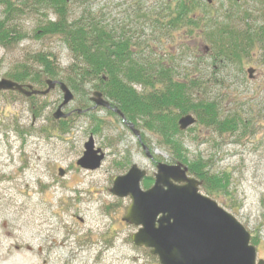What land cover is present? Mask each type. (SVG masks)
Here are the masks:
<instances>
[{"label":"rangeland","instance_id":"1","mask_svg":"<svg viewBox=\"0 0 264 264\" xmlns=\"http://www.w3.org/2000/svg\"><path fill=\"white\" fill-rule=\"evenodd\" d=\"M136 1L141 7L134 10ZM175 0H88L92 12H99L104 22L118 31L133 32L135 51L144 53L153 62L169 66L179 80L189 83L195 100H215L224 118L237 114L245 125L233 134H221L215 128L196 123L194 129L178 136L187 148L188 158H203L212 173L228 175L227 192L201 193L233 214L250 232L258 260L264 259V59L262 47L255 45L250 56L232 64L213 59L220 46L212 39L213 31L200 25L198 29H164L154 18L158 13L170 20ZM198 16L205 24L214 19L240 29L246 25L264 26V9L259 0H197ZM7 5L0 3V20ZM83 6L72 2V18L81 16ZM24 16L13 15L10 27L24 34L20 43H0V80L20 71L21 65L38 68L37 53L51 54L64 75L69 74L73 56L62 36H35L37 27L53 12L26 10ZM251 19L242 20L246 13ZM45 13L46 15L42 14ZM237 16L229 19L225 14ZM48 14V15H47ZM143 14V17H139ZM232 23V24H231ZM201 27V28H200ZM211 31L212 39L208 36ZM207 34V35H206ZM127 36H130L127 34ZM219 40V39H218ZM225 42V41H224ZM35 57V58H34ZM255 67L253 79L248 73ZM31 83L27 82L26 84ZM32 84V83H31ZM197 84V87H192ZM38 88V86H35ZM43 88V87H39ZM38 88V89H39ZM92 96L96 90L87 86ZM138 91H145L136 84ZM62 108L73 114L66 131L55 118L63 102L59 88L44 95L25 96L19 91L0 90V264H161L148 247L138 246L132 235L141 227L124 220L131 196L112 193L114 179L125 175L133 164L146 170L141 180L154 183L156 161L175 163L170 149L156 133L141 126L142 139L154 154L146 155L137 135L118 115L107 109L94 108L90 113L75 111L83 102L84 92ZM92 103V102H91ZM93 114V115H94ZM98 128V129H97ZM93 137L95 149L106 157L97 169L83 168L77 161L84 156L85 143ZM60 169L65 170L64 176ZM152 183V184H153ZM151 184V185H152Z\"/></svg>","mask_w":264,"mask_h":264},{"label":"trees","instance_id":"2","mask_svg":"<svg viewBox=\"0 0 264 264\" xmlns=\"http://www.w3.org/2000/svg\"><path fill=\"white\" fill-rule=\"evenodd\" d=\"M72 2L83 6L82 15L72 18ZM263 4L264 0H259ZM7 5L6 17L0 20V43L5 47L20 43L24 34L17 26L10 27L13 15L24 16L27 9L41 12L42 9L53 12L55 20L47 19L46 23L37 27L35 36L47 38V36H62L65 45L73 56L70 64L69 74L64 75L57 61L52 59L51 54L37 53L36 62L38 68L21 65L20 71L10 73L9 79L26 84L28 81L34 86L47 88L46 80H62L70 89L77 93L84 92L83 102L79 109H89L93 104L89 98L87 86L92 84L96 89L109 99L112 105L121 109L129 122L134 127L141 126L152 130L163 142L172 149L173 161L182 163L188 167L190 174L203 182L201 188L211 195L227 192L230 178L228 175L212 173L208 168V162L203 158L191 161L187 155L184 142L178 138L183 133L178 127V121L182 115L191 114L197 116V123L210 128H215L221 134L235 133L241 126L245 125L237 115H228L224 118L220 114V105L215 100L194 99L189 81L177 80L171 73L170 67L161 62H153L144 53L135 51L136 42L133 32L127 30L118 31L104 22L99 12H92L88 7V0H0ZM141 7V1H136L134 10L137 12ZM200 8L197 0H175L169 8H172L170 20L163 22L162 14L156 16L159 24L164 29L190 27L198 29L202 24L204 28H210L212 34L217 28L219 40L212 39L211 31L209 38L215 46L220 44L213 54V59L232 64L242 62L243 57L250 56V51L255 45L262 47L261 57L264 59V26L254 27L246 25L240 29V25L234 22L230 27L218 22L205 24V16H198L196 8ZM142 11V10H141ZM241 17L244 21L251 19L252 13L245 12ZM46 15L45 13H42ZM48 15V14H47ZM229 19L237 16L225 14ZM139 17H143L141 14ZM14 20V19H13ZM165 20V19H164ZM201 28V27H200ZM129 34L130 36H127ZM206 34V35H207ZM219 41V43H215ZM225 41V42H224ZM34 57V58H35ZM136 84L142 85L145 91H138ZM197 87V84H192ZM88 110L95 120V114ZM110 114L118 115L111 110ZM63 127L69 130L70 121L60 120ZM98 129V128H97ZM194 129L193 127L190 130ZM142 139V136H141ZM144 143V139H142ZM146 188L151 187L152 179L145 180ZM252 242H255L253 239Z\"/></svg>","mask_w":264,"mask_h":264},{"label":"water","instance_id":"3","mask_svg":"<svg viewBox=\"0 0 264 264\" xmlns=\"http://www.w3.org/2000/svg\"><path fill=\"white\" fill-rule=\"evenodd\" d=\"M247 70L253 78L256 69L250 67ZM46 84L47 88L37 89L33 84L6 78L0 80V90L19 91L29 97L46 95L58 87L62 90L63 102L56 110L55 118L62 120L71 116L73 111L65 112L62 108L74 100L73 90L62 80L49 78ZM90 99L94 103L91 109L102 107L117 112L141 139L140 130L102 92L94 91ZM77 110L79 113L87 111ZM196 122L195 115L185 114L179 119L178 126L185 131ZM142 145L147 156L154 159L148 147L144 143ZM84 147V156L77 164L85 169L100 167L106 155L100 148L95 149L92 136ZM157 171L155 183L144 189L141 180L147 172L133 164L127 174L114 179L111 189L119 197L132 198L124 220L141 227L132 235L138 246L150 248L161 264H264V259L258 260L250 232L233 214L199 191L203 182L191 176L186 165L161 161L157 163ZM64 174L65 170L60 169V175Z\"/></svg>","mask_w":264,"mask_h":264},{"label":"flooded vegetation","instance_id":"4","mask_svg":"<svg viewBox=\"0 0 264 264\" xmlns=\"http://www.w3.org/2000/svg\"><path fill=\"white\" fill-rule=\"evenodd\" d=\"M208 1H209V3L212 2V0H208ZM255 72H256V71H255ZM255 74H256V73H254L253 78H254ZM44 264H50V263L44 262Z\"/></svg>","mask_w":264,"mask_h":264}]
</instances>
